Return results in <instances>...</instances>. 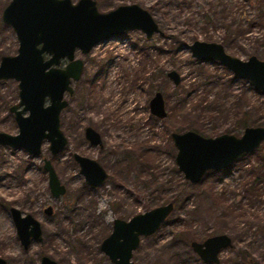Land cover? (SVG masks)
<instances>
[{"label": "rangeland", "instance_id": "rangeland-1", "mask_svg": "<svg viewBox=\"0 0 264 264\" xmlns=\"http://www.w3.org/2000/svg\"><path fill=\"white\" fill-rule=\"evenodd\" d=\"M78 1L71 0L73 4ZM93 1L101 13L138 5L152 15L161 34L146 39L135 30L96 44L87 55L75 52V59L84 61L83 79L73 84L74 95L66 97L68 108L61 120L69 145L61 154L51 157L48 142L43 143L39 157L0 147V258L7 264H38L44 254L58 264H110L95 242L101 232H110L115 218L128 220L179 196L160 229L141 238L133 252L134 264H204L191 243L218 235L231 241L219 253V264H264V181L246 173V166L257 167V157L264 156V143L241 163V157L235 161L228 174L206 176L198 184L187 185L175 172L176 150L170 139L172 133L194 128L209 138L225 134L233 130L236 111L240 112L238 120L245 112L264 127V95L216 62H197L188 49L195 41L214 42L243 61L251 56L264 61V20L260 17L264 0ZM9 2L0 0V60L16 56L18 49L13 30L1 20ZM171 71L180 76L178 85L166 76ZM17 85L15 80L0 81V132L17 133L8 111L18 102ZM155 92L165 102L167 116L162 122L148 110ZM85 96L87 102L79 105ZM204 108L207 112L198 118ZM87 125L101 134L105 146L101 153L85 142L82 131ZM73 150L97 158L109 171L110 180L87 194L82 204L85 210L71 224L65 203L84 185L70 161ZM43 158L52 161L67 189L60 200L49 193ZM180 201L181 208L177 206ZM48 205L54 208L51 218L42 212ZM9 207L41 223L42 244L23 251Z\"/></svg>", "mask_w": 264, "mask_h": 264}, {"label": "water", "instance_id": "water-1", "mask_svg": "<svg viewBox=\"0 0 264 264\" xmlns=\"http://www.w3.org/2000/svg\"><path fill=\"white\" fill-rule=\"evenodd\" d=\"M2 23L10 27L18 41L17 55L0 60V81L18 82L19 104L11 108L18 127L16 135L0 132V146L23 149L30 156L38 157L44 142L49 143L52 156L59 154L66 145L60 130V113L67 106L64 94H72L71 82L79 79L82 62L75 59V52L88 54L102 41L119 37L131 31H140L146 39L161 34L152 15L138 5H122L101 13L93 0H10L1 14ZM193 59L201 63L216 62L233 74L235 79L248 82L264 95V61L256 56L243 61L227 54L221 44L195 41L188 46ZM67 61L64 69L61 61ZM167 77L175 85L180 76L171 71ZM47 101V106H44ZM18 107H23L17 110ZM153 116H166L163 96L157 92L149 103ZM27 113L26 116H23ZM87 139L99 144V136L86 130ZM176 150L175 165L184 180L194 185L200 183L208 172L230 170L241 156L251 154L264 143V127H247L240 137L222 134L214 138L203 137L193 131L172 133ZM81 166L85 183L96 188L105 183L107 174L94 161L74 155ZM48 175V187L54 198L65 194L50 161L43 160ZM52 208L44 210L51 215ZM173 211L169 203L133 216L124 221L115 219L111 233L101 242L100 252L112 264H134L133 252L141 238L155 234ZM9 215L16 236L24 250L31 241L42 242L40 223L31 215H23L11 207ZM226 235L207 238L201 243L192 242L193 253L204 264H219V253L230 247ZM0 264H7L0 258ZM39 264H57L49 257H42Z\"/></svg>", "mask_w": 264, "mask_h": 264}, {"label": "flooded vegetation", "instance_id": "flooded-vegetation-1", "mask_svg": "<svg viewBox=\"0 0 264 264\" xmlns=\"http://www.w3.org/2000/svg\"><path fill=\"white\" fill-rule=\"evenodd\" d=\"M81 54V53H80ZM82 55V54H81ZM87 55V54H86ZM84 56V55H83ZM78 60H80L81 62H82V71H81V75H80V77H79V79L78 80H76V81H72L71 82V87H72V94L70 95V94H68V93H65L64 94V100L67 102V106L61 111V113H60V130H61V132L63 133V135H64V137H65V139H66V145H65V147L63 148V150H65L66 148H67V146L69 145L68 143H69V141H68V138H67V136L65 135V133L63 132V130H62V120H61V118H62V114H63V112H65V110L68 108V100L66 99V97L68 96V97H72L73 95H74V87H73V84L74 83H78V82H80L82 79H83V71H84V61L82 60V59H80V58H78ZM67 65V61H65V60H63V61H61V64H60V66H59V68H61V69H64V67ZM92 84H94V83H91V84H88V85H92ZM17 87H18V85H17ZM133 92H134V90H132ZM157 92H155V94H156ZM155 94L153 95V97L155 96ZM152 97V98H153ZM17 98H18V102L15 104V105H12V106H10L9 107V109H8V111H9V113L12 115V118H13V122H14V124L16 125V128H17V133H18V127H17V124H16V122H15V120H14V113H12L10 110H11V108H13V107H15V106H17L18 104H19V90H18V92H17ZM151 98V99H152ZM151 99L149 100V102H148V110H149V114H150V116L152 117V118H154V119H157V120H159V121H161V120H163V119H165L166 118V116H167V114H166V116H165V118H163V119H159V118H157L156 116H153L152 114H151V112H150V109H149V103H150V101H151ZM87 100H88V97H84L83 99H81V102H80V104L79 105H83V102H87ZM165 103V102H164ZM47 101H46V103H45V105L44 106H47ZM23 107H18L17 108V110H21ZM165 112H166V110H165ZM27 115V113H24L23 114V116H26ZM130 115H131V117H134V115H135V111H132L131 113H130ZM134 119V118H133ZM162 122V121H161ZM87 129H92L98 136H99V140H100V143L99 144H96V145H93L88 139H87V137H86V130ZM83 138H84V140H85V142L88 144V146L89 147H91V148H93V149H97L98 150V152H102L105 148V146H104V142H103V140H102V137H101V134L99 133V131H97L95 128H93L92 126H90V125H87V126H85L84 128H83ZM194 132V131H193ZM5 133V132H4ZM16 133V134H17ZM196 133V132H195ZM7 134H10V133H7ZM16 134H10V135H16ZM198 134V133H197ZM225 134H227V133H225ZM200 135V134H199ZM229 135H231V134H229ZM234 136V135H233ZM204 137V136H203ZM207 138H209V137H207ZM170 139H171V134H170ZM172 141V140H171ZM49 144V143H48ZM263 144V143H262ZM261 144V145H262ZM0 147H7V148H10V147H8V146H0ZM140 145H139V149H140ZM261 148V146L259 147V149ZM11 149H18V148H11ZM258 149V150H259ZM21 150H23V149H21ZM48 150H49V146H48ZM63 150L59 153V154H61L62 152H63ZM24 151V150H23ZM257 151V150H256ZM27 153V152H26ZM41 153H42V147H41ZM59 154H57V155H54V156H52L51 154V157H56V156H58ZM78 155V156H80V157H82V158H86V159H89V160H91V161H94V162H96L103 170H104V172L107 174V179L105 180V183L103 184V185H101V186H99V187H96V188H92V187H90V186H88L86 183H85V181H84V177H83V175L81 174V166H80V164L74 159V155ZM29 155V154H28ZM41 155V154H40ZM248 155V154H247ZM30 156V155H29ZM138 156V158H139V156H140V153H139V155H137ZM244 156V155H243ZM32 157H34V156H32ZM39 157V156H38ZM242 157V156H241ZM175 159V158H174ZM43 160H48V161H50V163H51V166H52V168H53V170L55 171V168H54V166H53V164H52V161L50 160V159H47V158H43L42 159V170L44 171V169H43ZM70 161L73 163V164H75L76 165V167H77V169H78V175L83 179V187H82V189L79 191V192H77L76 194H80V193H82L83 195H82V198H83V201L85 202V200H86V196H87V194L88 193H90V192H92V191H95V190H97V189H99V188H101V187H103L106 183H107V181H109L110 180V173H109V171L106 169V167L103 165V164H101L100 163V161L97 159V158H94V157H91V156H85V155H83V154H81V153H79V152H76V151H71V153H70ZM174 163H175V161H174ZM211 172H213L214 174H211L210 172H208L206 175H205V177L206 176H210V177H213V176H215V175H217V174H221L223 171H221V172H214V171H211ZM44 173L47 175V173H46V171H44ZM55 173H56V171H55ZM56 175H57V173H56ZM57 178H58V176H57ZM58 180H59V178H58ZM59 182H60V184L61 185H63L62 183H61V181L59 180ZM47 186H48V175H47ZM64 187H65V185H63ZM65 189H66V187H65ZM84 189H87V191L86 190H84ZM48 190H49V187H48ZM66 192H67V189H66V191H65V194L63 195V196H61V197H59V198H54L53 196H52V194L50 193V190H49V193H50V195H51V197L54 199V200H60L61 198H63L65 195H66ZM83 202V203H84ZM169 203H172V202H169ZM169 203H166V204H169ZM166 204H164V205H166ZM173 204V203H172ZM82 206V205H81ZM161 206H163V205H161ZM174 204H173V209H174ZM48 207H51L52 208V211H51V215H46L45 213H44V210L46 209V208H48ZM83 207V206H82ZM11 207H9L8 208V213H9V209H10ZM15 208V207H14ZM17 209V208H16ZM21 212V211H20ZM42 212H43V214L47 217V218H51V217H53V215H54V208L51 206V205H48V206H46L43 210H42ZM146 212V211H145ZM22 213V212H21ZM144 213V212H143ZM23 214V213H22ZM139 214H141V213H139ZM23 215H31V214H23ZM136 215H138V214H136ZM136 215H133V216H136ZM171 215V214H170ZM169 215V216H170ZM32 216V215H31ZM132 216V217H133ZM33 217V216H32ZM131 217V218H132ZM34 218V217H33ZM130 218V219H131ZM36 219V218H35ZM115 219H119V218H115ZM114 219V220H115ZM37 220V219H36ZM113 220V221H114ZM121 220H123V219H121ZM129 220V219H128ZM167 220V219H166ZM166 220H165V222H166ZM38 221V220H37ZM113 221H112V223H113ZM124 221H127V220H124ZM39 222V221H38ZM165 222H163L161 225H160V227L165 223ZM40 223V222H39ZM112 223H111V228H110V232H109V234L111 233V230H112ZM14 226V225H13ZM40 226H41V223H40ZM15 229V228H14ZM160 229V228H159ZM41 232H42V227H41ZM108 234V235H109ZM15 235H16V231H15ZM107 235V236H108ZM154 235V234H153ZM106 236V237H107ZM105 237V238H106ZM104 238V239H105ZM16 239H17V241L19 242V244H20V246L22 247V245H21V243H20V241L18 240V238H17V236H16ZM103 239V240H104ZM42 242H43V233H42ZM42 242L41 243H36V242H34V241H31V243H30V245H29V247H28V249L27 250H24L23 249V247H22V249H23V251L24 252H28L29 251V249H30V247H31V245L32 244H42ZM101 244V243H100ZM139 246H140V244H139ZM99 247H100V245H99ZM100 250V249H99ZM49 257V256H47V255H44V254H42L41 256H40V259H39V263H40V260H41V258L42 257ZM132 257H133V255H132ZM50 259H52L51 257H49ZM53 260V259H52ZM108 260V259H107ZM55 261V260H54ZM56 263H57V261H55ZM131 262H133V260L131 259ZM38 263V264H39ZM134 263V262H133ZM58 264V263H57ZM110 264H112L111 262H110Z\"/></svg>", "mask_w": 264, "mask_h": 264}, {"label": "trees", "instance_id": "trees-1", "mask_svg": "<svg viewBox=\"0 0 264 264\" xmlns=\"http://www.w3.org/2000/svg\"><path fill=\"white\" fill-rule=\"evenodd\" d=\"M262 12V11H261ZM261 17V21H263L264 20V13H263V15H261L260 16ZM257 25H259V24H257ZM166 76H167V74H166ZM234 79V78H233ZM243 97H245V98H247V96H242V99H243ZM244 100V99H243ZM218 105V107H220V106H222V104H217ZM232 108V107H231ZM230 108V109H231ZM206 108H204L203 109V111L201 112V114L199 115V117L198 118H202V117H204L203 115L207 112L206 110H205ZM230 109L228 110V111H230ZM238 113V116H237V119H236V123L233 125V130H232V128L229 130V131H226V133L227 134H231V133H233V132H238V134H241V132L245 129V128H247V127H262V125H260V124H258V123H256V122H254L251 118H250V116H248L247 115V113H243V115H242V118L240 119V120H238L239 119V116H240V112L239 111H236V113L235 114H237ZM250 118V119H249ZM199 129H197V128H194L193 130H191V131H195L196 133H199V132H197ZM199 134H201V133H199ZM256 152V151H255ZM246 156H248V155H244V156H242L241 157V161H240V163L242 162V160L246 157ZM244 162V161H243ZM257 162H258V164H257V167H255V168H250V167H248V166H246V173H247V175H256L257 176V181H259V182H263L264 181V156H259V157H257ZM244 166V165H243ZM234 167H235V165H234ZM247 169H249V170H247ZM258 171V172H255L256 170ZM243 170H245L244 168H243ZM175 172L179 175L180 173L177 171V170H175ZM230 172V170H227V171H223L221 174H217V175H215V176H219V177H222V176H224V175H226V174H228ZM211 174H214L213 172H210ZM180 177H181V175H180ZM214 177V176H213ZM184 183H186L187 185H188V182L186 181V182H184ZM84 190H86L87 191V189H84ZM82 193H80V194H75V195H72V196H70L68 199H67V201H66V203H65V209L67 210V212H68V214H69V217L67 218L70 222H71V224H73V222H74V219H75V217H77V216H79L80 214H81V212L82 211H84L85 209H84V207L82 208V204H83V198H82ZM178 198H179V196H176V197H174V200H169L167 203H169V202H172L174 205H175V203H177L178 202ZM181 204H182V201H180V204L178 203V205L177 206H181ZM181 208V207H180ZM57 225H61V223L60 222H57L56 223ZM86 224V222L84 223V225ZM84 225H83V227H84ZM92 225L91 224H89V227H91ZM60 228H63V227H61L60 226ZM60 231H63L62 229H60ZM109 229L108 230H104V232H101L100 233V235L97 237V240H96V244H97V247L99 248V245H100V243L103 241V239L109 234ZM64 232V231H63ZM74 242V241H73ZM75 242H77V244L78 245H83V242H82V240H76ZM247 255L246 254H241V257L242 258H245Z\"/></svg>", "mask_w": 264, "mask_h": 264}]
</instances>
